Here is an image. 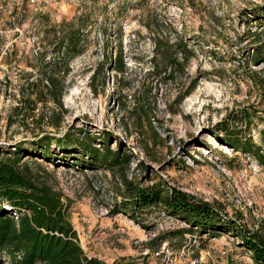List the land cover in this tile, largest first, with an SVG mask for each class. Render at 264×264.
<instances>
[{
	"label": "rangeland",
	"instance_id": "374dc122",
	"mask_svg": "<svg viewBox=\"0 0 264 264\" xmlns=\"http://www.w3.org/2000/svg\"><path fill=\"white\" fill-rule=\"evenodd\" d=\"M76 16L90 25L78 34L82 52L70 57L57 48ZM154 34L188 44V59L179 57L166 82L151 74ZM120 47L128 68L118 82L112 68ZM44 56L49 68L41 67ZM105 58L106 84L95 92L93 70ZM59 61L66 76L60 112L52 100L37 101L39 89L27 83ZM69 132L129 152L127 176L137 184L159 182L220 205L238 235L197 229L164 238L186 225L161 205L121 209V178L93 166L78 145L53 142L44 154L34 144ZM228 134L264 154V0H0V153L18 143L30 152L25 160L62 195L90 256L156 264L165 246L182 264H257L240 230L264 235V164L245 144L230 145Z\"/></svg>",
	"mask_w": 264,
	"mask_h": 264
},
{
	"label": "trees",
	"instance_id": "16d2710c",
	"mask_svg": "<svg viewBox=\"0 0 264 264\" xmlns=\"http://www.w3.org/2000/svg\"><path fill=\"white\" fill-rule=\"evenodd\" d=\"M89 21L81 20L80 16H76L70 22L73 28L72 33L61 36L58 51L62 50L70 54V57L81 53L83 46L78 34L88 28ZM55 32L58 34L57 29ZM103 32H106V28ZM152 41L154 46L151 74L160 75L162 82L174 79L173 70L175 65H178L179 57L184 56L186 60L188 59L187 42L183 38L177 37L173 41L169 37H159L157 34L152 36ZM261 54H263L261 50L257 51V56ZM123 56V48L120 47L117 53V63L112 68L117 72L118 82L123 81L128 68ZM108 58L111 59V56ZM44 59L45 56L41 58V67L49 68L52 65L51 62H44ZM59 63L60 61L55 62V71L37 79L27 78V83L34 89L33 91L39 89L37 101L52 100L60 112L63 110L62 97L66 87V76H61ZM106 64H108L107 58L93 70L91 86L95 92L101 91L106 84ZM100 75L101 80L98 84ZM194 87L195 83L187 92L180 93L178 102L188 96ZM23 97L24 101L35 103L30 96L25 97L24 95ZM43 116L45 115L41 116L42 121ZM50 117V123L58 128L60 121H53L52 118L55 117L53 115ZM223 130L228 132L226 127H223ZM35 135L38 136V133ZM226 136V141L230 145L242 147L245 144L244 149L253 152L264 164V154L261 150H255L251 144L241 143L229 134ZM98 140L100 142H97ZM53 142L78 145L91 159L93 166L106 168L114 176H119L124 184L121 192L124 197L120 205L121 209H136L138 212L139 209L161 205L170 215L185 223V227L169 231L164 238L184 237L186 233H194L197 229L214 236L223 231L238 235L239 227L235 220L229 218L220 205L197 199L176 188L170 190L159 182L142 186L129 180L127 168L131 155L121 148L112 149L108 139L88 132L83 135L69 132L62 138L46 133L34 144L46 154ZM28 155L30 152L23 147L22 143L16 144L12 150L0 153V262L4 258H10L13 264H131V262L118 261L108 263L97 256H90L84 250L71 222L68 204L63 200L59 191L42 176L40 170L33 168L34 162L30 163L25 160ZM4 201H7L6 207ZM116 209L112 212L119 211L118 208ZM13 210L20 212L18 220L12 216ZM240 232L243 243L251 251L255 263L264 264V235L259 232L246 233L242 229Z\"/></svg>",
	"mask_w": 264,
	"mask_h": 264
},
{
	"label": "built area",
	"instance_id": "2783aa9c",
	"mask_svg": "<svg viewBox=\"0 0 264 264\" xmlns=\"http://www.w3.org/2000/svg\"><path fill=\"white\" fill-rule=\"evenodd\" d=\"M19 215H20V212H18L17 210L12 211V216L16 220L19 219ZM207 254L210 256L211 255L210 251H208ZM155 255L157 256V258H159V262L156 264H182L180 263V260L178 259V257H176V254H173V251H170V249L168 248L166 249L165 246H163V248L159 250H156ZM0 264H13V261L10 258H4L3 261L0 262ZM191 264H197L196 260L192 261Z\"/></svg>",
	"mask_w": 264,
	"mask_h": 264
},
{
	"label": "crops",
	"instance_id": "0c3cea01",
	"mask_svg": "<svg viewBox=\"0 0 264 264\" xmlns=\"http://www.w3.org/2000/svg\"><path fill=\"white\" fill-rule=\"evenodd\" d=\"M109 263V262H108Z\"/></svg>",
	"mask_w": 264,
	"mask_h": 264
}]
</instances>
